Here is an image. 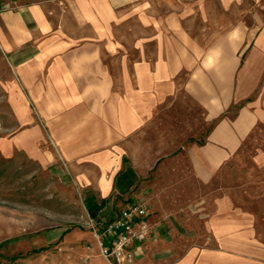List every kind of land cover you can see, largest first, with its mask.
Returning a JSON list of instances; mask_svg holds the SVG:
<instances>
[{
    "label": "rangeland",
    "instance_id": "rangeland-1",
    "mask_svg": "<svg viewBox=\"0 0 264 264\" xmlns=\"http://www.w3.org/2000/svg\"><path fill=\"white\" fill-rule=\"evenodd\" d=\"M172 3L129 5L65 35L59 26L22 53L0 49V264H114L93 226L103 220L89 211L95 191L81 178L122 156L142 158L154 136L183 146L159 148V158L186 148L193 160L264 95V76L254 91L241 87L264 40V20L252 19L262 17V0H190L184 20ZM242 136L238 147L208 149L220 164L200 187L206 195L216 187L219 204L250 209L264 241V125Z\"/></svg>",
    "mask_w": 264,
    "mask_h": 264
},
{
    "label": "crops",
    "instance_id": "crops-1",
    "mask_svg": "<svg viewBox=\"0 0 264 264\" xmlns=\"http://www.w3.org/2000/svg\"><path fill=\"white\" fill-rule=\"evenodd\" d=\"M164 2L172 0H0V49L9 54L22 53L27 51L25 46L33 37L45 36L59 26L65 35L72 24L90 23L94 27L95 21H110L112 13L129 5L137 8ZM262 3V17L252 19L264 20V0ZM4 4L11 6L5 9ZM172 4H176L174 11L182 13L184 20L190 10V0H173ZM255 75L256 80L248 81ZM263 76L264 40H261L243 68L241 87L246 86L249 92L252 85L254 91L263 84L260 81ZM218 90L223 92L221 87ZM225 91L233 94V88ZM236 92L239 94L238 87ZM227 99L228 102L239 100L232 95ZM261 125H264V95L242 109L237 123L228 131L224 125L219 131L216 129L209 148L218 149V141L224 147L239 146L244 133L254 132ZM154 138V144L145 145L142 158L122 156L118 162L106 163L103 174L96 175L93 170L91 180L81 178L80 181L95 191L92 203L96 207L91 216L97 221L112 220L121 209L134 203L148 204L151 232L143 241L132 243L135 255L132 264L147 263L150 257L142 256L146 251L155 256H151L155 264H160V257L165 255L170 257L168 264H264V241L257 236L255 222L248 215L251 210L234 204L232 199L225 200L229 202L227 205L222 204L223 200L219 204L216 187L207 195L200 187L201 184L205 187L218 169L217 151L213 152L214 156H206L209 148L202 147L200 155L192 160L189 150L183 148L181 156L159 158V148L183 146L178 142L162 145L164 142L161 144L157 136ZM150 154L153 159L148 157ZM191 164L198 166L193 174ZM219 212L231 215L228 219H219Z\"/></svg>",
    "mask_w": 264,
    "mask_h": 264
},
{
    "label": "built area",
    "instance_id": "built-area-1",
    "mask_svg": "<svg viewBox=\"0 0 264 264\" xmlns=\"http://www.w3.org/2000/svg\"><path fill=\"white\" fill-rule=\"evenodd\" d=\"M148 216L149 206L142 201L121 209L112 220L96 222L93 226L103 255L114 264H132V243L150 235Z\"/></svg>",
    "mask_w": 264,
    "mask_h": 264
},
{
    "label": "trees",
    "instance_id": "trees-1",
    "mask_svg": "<svg viewBox=\"0 0 264 264\" xmlns=\"http://www.w3.org/2000/svg\"><path fill=\"white\" fill-rule=\"evenodd\" d=\"M91 202V201H90ZM96 207V205L94 204H91L90 207H89V211H90V214L93 215L94 213V208Z\"/></svg>",
    "mask_w": 264,
    "mask_h": 264
}]
</instances>
